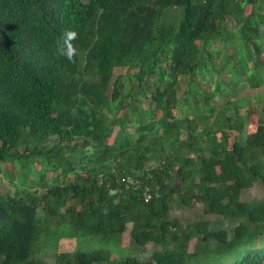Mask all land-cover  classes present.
I'll return each instance as SVG.
<instances>
[{
  "label": "trees",
  "instance_id": "16d2710c",
  "mask_svg": "<svg viewBox=\"0 0 264 264\" xmlns=\"http://www.w3.org/2000/svg\"><path fill=\"white\" fill-rule=\"evenodd\" d=\"M253 75L264 86V0H0V162L21 186L0 188V264H264V199L241 197L264 184V92L237 98Z\"/></svg>",
  "mask_w": 264,
  "mask_h": 264
},
{
  "label": "rangeland",
  "instance_id": "374dc122",
  "mask_svg": "<svg viewBox=\"0 0 264 264\" xmlns=\"http://www.w3.org/2000/svg\"><path fill=\"white\" fill-rule=\"evenodd\" d=\"M244 10H250V6L248 4L244 5ZM175 11V12H174ZM172 13V9H166L162 15V19H166L167 23H172V22H179L181 20V18L183 17V7H179L176 10H174ZM64 75H66L68 78H72L71 76V72H72V68H67L63 70ZM127 72H125L123 69L119 68L118 66L115 67L114 69V75L110 84V90L112 89L113 86V82L114 80L119 76V75H123L122 76V83H123V93H128V89H129V80L127 77ZM244 76H242L239 80V86L237 88V92H238V97L237 98H250L252 101H255V95H258L259 93L264 92V86L260 87L255 75L251 76L250 79H247ZM184 82L180 83V89H179V95H181L180 92L183 91L184 89ZM210 87V86H209ZM141 97V102L136 101L135 104H140L142 108L147 109L150 106V100L145 97V96H140ZM219 100H223V98H219ZM254 103V102H251ZM125 110V105L123 104L122 106V112ZM242 112H245L246 109L245 107L241 110ZM158 116L161 115V111H157ZM201 117V116H199ZM261 122L264 123V111L263 112H255L252 113L251 117H250V129L253 130L256 128V126L258 124H260ZM133 128H130L129 130L131 131ZM117 132V126H115L113 128V130L110 132H107V135H109V137L107 138V142L109 143H113L114 138H115V134ZM37 167H39V164H36ZM18 167L16 164L14 163H3L0 162V188L1 191L5 192L7 190H10L11 192H14V190L17 187H21L18 185V178L15 179V181H12L9 177V175L6 174V172L8 174H12L15 173L18 170ZM6 170V172H5ZM55 172L54 171H50L47 173V176H55ZM73 177V176H71ZM31 178L32 179H36L37 177L33 174H31ZM117 188V187H116ZM116 191H119V187L116 189ZM242 199L246 200V201H258V200H263L264 199V184L261 181H256L254 183V185L252 187H250L249 189H246L243 193H242ZM201 203H199L198 201L194 202V206L192 208H186V207H180L178 205L174 206V208H172L171 210V215L172 216H179L181 218L184 217H190L192 216V214L194 212H196L197 208H200ZM206 218L208 219H217L218 220V224L221 227H226L227 226V222L224 221L221 217H217L215 215H208L206 216ZM131 239L129 233H126L124 236V240L127 242ZM194 241L190 243V248L193 249L194 246ZM75 247V239L74 238H70V237H62L60 238L59 242H58V251L62 252V251H72ZM149 254H150V250H149ZM54 252L53 250H51V252L47 255H44L43 253H40V256H45L46 259L52 264L54 262Z\"/></svg>",
  "mask_w": 264,
  "mask_h": 264
},
{
  "label": "clouds",
  "instance_id": "9594fccd",
  "mask_svg": "<svg viewBox=\"0 0 264 264\" xmlns=\"http://www.w3.org/2000/svg\"><path fill=\"white\" fill-rule=\"evenodd\" d=\"M76 38H77V32L76 31L66 30L65 33L63 34V36L61 37L62 45L60 48H58V51H60V54L63 55L66 59H68L70 62H74V57L78 53L77 48L72 44V41L75 40ZM113 171H115V170H113ZM101 177H103V174L101 175ZM146 187H148V186H146ZM146 187H143V191H144V188H146ZM111 191H115V190H113V188H112ZM150 200L151 199H149L148 201H150ZM148 201H146V202H148Z\"/></svg>",
  "mask_w": 264,
  "mask_h": 264
},
{
  "label": "built area",
  "instance_id": "2783aa9c",
  "mask_svg": "<svg viewBox=\"0 0 264 264\" xmlns=\"http://www.w3.org/2000/svg\"><path fill=\"white\" fill-rule=\"evenodd\" d=\"M123 182H125L126 181V183H127V188L130 186V185H132L134 188H143V186H142V182L138 179V178H136V177H131V176H128V177H126V178H123V180H122ZM143 195H144V197H145V200L146 201H148L149 199H151V197H152V193H151V191H150V189L148 188V187H146V188H144V191H143Z\"/></svg>",
  "mask_w": 264,
  "mask_h": 264
}]
</instances>
